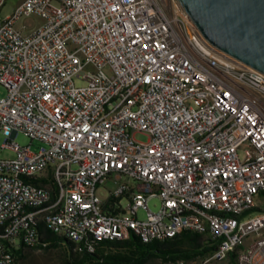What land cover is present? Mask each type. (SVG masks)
<instances>
[{"label": "built area", "instance_id": "2783aa9c", "mask_svg": "<svg viewBox=\"0 0 264 264\" xmlns=\"http://www.w3.org/2000/svg\"><path fill=\"white\" fill-rule=\"evenodd\" d=\"M31 14L42 23L23 34L28 26L15 24ZM164 75L207 84L215 101L164 83ZM0 85L6 89L0 147L15 153L0 157V217L20 206L0 233V264H11L12 249L46 244L33 225L45 209L39 197L59 207L58 217H44L51 229L74 232L77 247L90 252L99 241L132 231L161 240L174 226L202 231L192 216L201 204L264 202L254 198L256 188H264V156L255 155V146L264 147V73L242 68L207 41L178 0L15 6L0 19ZM138 85H146L143 99H125L124 91ZM225 96L242 111L229 112ZM118 102H126V111H117ZM19 132L46 146L33 151L18 144L13 138ZM137 132L148 140L137 141ZM106 179L115 184L110 196L116 204L96 194ZM49 184L57 193H49ZM152 198L159 200L156 211L148 206ZM141 208L145 219L137 217ZM213 225L214 250L206 256L264 264V242L239 252L241 235L264 228V215L241 223L213 219Z\"/></svg>", "mask_w": 264, "mask_h": 264}, {"label": "bare ground", "instance_id": "6f19581e", "mask_svg": "<svg viewBox=\"0 0 264 264\" xmlns=\"http://www.w3.org/2000/svg\"><path fill=\"white\" fill-rule=\"evenodd\" d=\"M29 5L30 0H18L16 10H23ZM242 68H249V65L242 62ZM164 83L172 84L173 86H183L188 94L202 96L203 99H208V101H215V92L210 91V87L205 83H194L190 79H182L180 75H164ZM143 93H146V85H138V89L124 91V98L128 100L143 99ZM225 105L229 112L242 111V104L237 103L232 96H225ZM117 111H126V102H118ZM241 144H246V151H253V144H248V137H241ZM255 155L264 156V147L255 146ZM54 183H61V176H54ZM49 193H57L56 184H49ZM256 195L264 197V188H256ZM39 206L45 207V209H41V213L34 215L33 225L35 226V231L48 230L75 242L74 232L67 229H51L49 221H44V217H58L59 207L49 206V199L47 197H39ZM254 208L259 209V212L254 215H248V211ZM13 214H20V206H13ZM13 214H6V217H0V233H6L7 226L13 224ZM257 215H264V202L253 206V199H245L244 202L237 203L236 206L230 208L220 204H201V209L192 208V216L196 222L201 224L202 231L193 230V228H185V230L200 233L206 238L215 241L213 219L241 223L248 217ZM180 230H182V226H174V231L167 233V238L174 236ZM130 235L136 236L142 242L162 241L154 235H144V231H132V234H118L114 239L126 240ZM259 242H264V228H256V231H249V233L241 235L239 239V252H247L251 244ZM37 245L45 246L46 244L40 242L30 243V247ZM7 259L11 264H19L13 251L7 252ZM191 263L184 260H175L159 262L157 264ZM201 264H232V258L206 256L201 260Z\"/></svg>", "mask_w": 264, "mask_h": 264}, {"label": "trees", "instance_id": "16d2710c", "mask_svg": "<svg viewBox=\"0 0 264 264\" xmlns=\"http://www.w3.org/2000/svg\"><path fill=\"white\" fill-rule=\"evenodd\" d=\"M118 202L119 199L111 196L107 200L110 205ZM42 230L40 240L46 242L45 246L12 249L19 264H26L27 248L43 250L60 248L63 250L62 264H151L154 259H159L160 262L175 260L191 262L197 258H204L214 250L212 240L188 230H180L162 241L142 242L134 235H130L126 240L105 239L99 241L92 252L85 248L79 249L74 242L62 236Z\"/></svg>", "mask_w": 264, "mask_h": 264}, {"label": "water", "instance_id": "95a60500", "mask_svg": "<svg viewBox=\"0 0 264 264\" xmlns=\"http://www.w3.org/2000/svg\"><path fill=\"white\" fill-rule=\"evenodd\" d=\"M219 50L264 73V0H178Z\"/></svg>", "mask_w": 264, "mask_h": 264}, {"label": "rangeland", "instance_id": "374dc122", "mask_svg": "<svg viewBox=\"0 0 264 264\" xmlns=\"http://www.w3.org/2000/svg\"><path fill=\"white\" fill-rule=\"evenodd\" d=\"M18 0H6L4 5L0 9V19L4 18L6 15L12 13L14 7L16 6ZM25 23L28 28L23 31V34L29 33L33 28L37 27L42 23L41 19L39 16L36 14H31L28 17H22L16 22V27L20 28V26ZM77 84H81V81H77ZM6 93V89L0 85V97L4 96ZM134 138L137 141H147L148 136L144 133L137 132L134 134ZM3 135L0 134V146L3 142ZM13 141L17 142L20 145H28L30 144V148L33 151H37L41 147H45V143L38 140V139H33L31 140L27 135H25L22 132H19L16 134V136L13 138ZM240 155H242V151L239 152ZM15 153L11 151L8 148H1L0 147V157H14ZM115 184L110 180L106 179L105 182L101 185H99L96 188V194L102 201L108 200V198L111 195V192L114 190ZM255 201H259L260 197L259 195H256ZM126 199L122 198V203H125ZM148 206L152 211H156L159 209V200L157 198H152L148 202ZM257 212H259V209L254 208L248 211V215H254ZM147 216V212L145 209H139L137 211V217L139 219H145ZM205 237V236H204ZM28 254H27V259H26V264H62V257H63V250L60 248H51L48 250H43V249H29L27 248ZM206 257V256H205ZM204 257V258H205ZM203 258H201L202 260ZM199 258L192 260L191 264H196L199 262ZM159 259H154L151 264H157L159 263Z\"/></svg>", "mask_w": 264, "mask_h": 264}]
</instances>
